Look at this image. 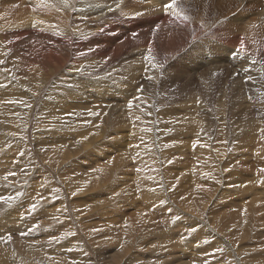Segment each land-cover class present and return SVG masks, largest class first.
<instances>
[{"label":"rangeland","instance_id":"rangeland-1","mask_svg":"<svg viewBox=\"0 0 264 264\" xmlns=\"http://www.w3.org/2000/svg\"><path fill=\"white\" fill-rule=\"evenodd\" d=\"M44 17L45 16H43V17L41 16L37 19L31 18V20L33 19V21H31V22L33 23L35 20L37 22L38 21L41 22V20H43ZM38 19H40V20H38ZM191 20H193V17L191 18ZM36 21H35V23H37ZM21 30L22 29L18 30V32ZM34 42H36V41H34ZM0 43L2 44V42H0ZM16 43L19 45H16ZM24 43H26V40H24V41L20 40L19 42L13 43V47H15L14 45H16L19 48H17V47L13 48L12 54L15 55L14 52H16V50L18 52L21 51L20 53H22L25 57H26L25 54H28V57L31 54V56H30L31 58H29V59L32 60L33 55H32V53L29 54V52L31 50V52H33V54H34V52L36 50V45L32 44L33 46H32V48H30L31 44L29 45V43H26V44H24ZM36 44L38 46L40 45L41 47H42V44H47L50 49H53L54 51H57V52L58 51L61 52L63 50L62 45L57 44L59 46L58 47L59 49H58L55 44L53 45V42L50 39H46V41H44L42 44L39 41H37ZM26 45L27 46L29 45V47H27ZM22 47H24V48H22ZM33 47H35V48H33ZM28 48H30V50ZM14 49H16V50L14 51ZM18 49H20V50H18ZM10 59H11V61L9 59L5 60L4 66L6 65V61L8 60L7 66L10 67V65L12 63L11 67H12V69L13 68L15 69L16 74L14 73V71H11V73L13 75H11L10 71L5 72L4 69L2 68L4 66H1V69L3 70L2 78L3 79H9L10 78L8 83H7L8 88H13L14 90L16 89L17 90V91L15 90L16 92L25 91L26 93L24 92L25 93L24 95L15 94V96H18L17 98H14L13 96H11V98L5 100L4 101L5 110H2V112L0 113V117H1L0 119H2V121L0 120V137H1V139H0V146H1L0 147V154H2V153H3L2 155L6 154V155H4L5 157L7 156L8 159L9 158L12 159V160L6 159L9 162L8 164L9 165L11 164V165L9 167L3 168V170L1 171L0 189L1 188L2 189L0 190V192L2 190L7 191V190H10L12 188L17 187V190L12 189V190H10L11 192L7 191L8 195L0 193V197L2 196L3 199H5V198L14 199V201L16 203L12 204L11 206L15 207V209H17V211H20V212L25 211V214L26 215L29 214L28 216H30V217L34 216V217H32V219H36L37 221H40V223L43 222V223L52 224L51 225L52 226L51 237L53 239H54V237L57 238L59 236V234H61V232L65 231L62 224L57 223L58 222L57 219H58V215L63 214L65 208L66 209L68 208L67 211L70 213L69 216L73 217V218L70 217L71 218L70 224L72 225V227L75 231V235H76V237H78L77 239H78L79 243L81 244V247L78 248L79 250H77V248H75L74 246L69 245V247L71 249L78 251L80 254V255H78V258H73L72 261L81 260L83 262L82 264H86L87 261L89 262V264H104V263L107 264L109 262L111 264L112 263L113 264H134V262H135V264H152V263L154 264L155 262H156L155 264H181V263L182 264H184V263L185 264H196V263L200 264V262H201V264H206L208 262V259L213 257L210 260H214V261L217 260V262L215 263L214 261H211V262L209 261L208 262L209 264H212L213 262L215 264H222V262L225 261V259L227 262L225 261L224 263H226V264H233L234 262H235V264H240V263L241 264H243V263L248 264L247 258L249 257L250 258L249 259L250 264H252L251 263L252 261L254 264L256 262V260H257V262H259L257 264H260V263L263 264L264 263V258H263L264 257V255H263L264 254V248H263L264 247V244H263L264 243V232H262V231H264V229H263L264 227H262V228L260 227V226H264V212H263L264 211V206H263V204H264V171H261V169H264V137L261 136L259 138H252L249 136H244V134H242V132H237L238 131V129H237L238 125L231 124V122L228 120L225 122H222L220 119L218 120L217 112H219V110H218L219 108L217 106L216 99H218V101H219V98H218L219 95H214L212 98H208L206 95L201 94L200 96H197V101H194V103H196L198 101L203 100L205 103V108L203 109V112L205 114L203 113L202 116L200 114L199 115L202 118H204L207 125H208V123L210 124V129H209L210 131L209 132H211V133L209 135L210 137H207V139H208L207 140L206 137L201 136L202 134L200 132L197 133L198 134L197 135L196 133H194V131H190L187 127L182 126V124H178V122H177V119H178L177 115L178 114L176 115L175 113H173V110H175V109L181 110V113H183V111H185V110L190 111V98H189L190 95L188 92H184L181 89L180 85L183 83L181 81L173 82L172 85L169 86V88H168V86L163 85V89H162L163 93H161V96L163 98L164 97L165 98L160 101L161 103L160 102L155 103V101L153 100L152 101V105H153L152 108L153 109H152L151 106L143 105L144 103H142V102H145V99L141 93L142 89H143V86L141 84L142 81L140 80L141 83H139V81L136 83L137 78L135 76H133L134 79H130L132 77L127 73H123V74L117 73V72H120L121 70H123V69H121V70L119 69V66H122L121 65L122 63L121 64L118 63L119 65L112 66L113 68L111 67L108 70L109 72L105 71V72L99 73V68H98L97 76L104 73L103 76L100 75L101 76L100 81L103 84H105L104 82H106L107 84L110 82V85H112V87H113V88L111 87L110 93L107 94L104 97V99H102L100 97V95H98V92H97L98 90L96 88H93L91 85L89 86V84L87 85L86 81L89 80L88 81L89 83H92V84L94 83V85H96V86H97V84H99L101 82H95L96 80H92L91 78L87 79L85 76L80 78V79H77V78L71 77L69 74L63 72L62 69H59V70L57 69V71H56L57 73L55 72V73H53V75H54L53 77H51V78L49 77L52 80H50L49 78L42 79V76L39 75L38 67L35 65H29L28 63L25 64V66H26L25 71H24V73L21 72L22 73L21 74L20 71H18L19 68L17 66L20 64H18L16 62L15 58H10ZM79 60L80 59H78V62L80 63ZM12 61H14V62H12ZM78 62H74L75 63L74 67L76 66V64H77V66H79ZM88 64L91 65L92 63L88 62ZM82 65H87V64L82 63ZM179 65L180 64L178 63L177 65H174V66H176L178 69L181 66V65L180 66ZM28 68L31 70H33V69H35V70L31 71V70H28ZM25 72H27V73H25ZM115 73H117V74L115 75ZM35 74H36V77H35ZM24 75H28V76L24 77ZM32 75H33V77H32ZM6 76H7V78H6ZM37 76H38V78H37ZM55 76L56 77L61 76V77L58 79V77L56 78ZM97 76H94V77H97ZM89 77L94 78L93 76H89ZM162 77H163L162 75L159 76V78H162ZM48 79H49V81H48ZM63 79H64V81L66 80L65 84H64ZM67 79H68V81H67ZM71 79H73V81ZM16 80H17V82H16ZM60 80H61V82H60ZM107 81H109V82H107ZM32 82L34 83V85H35V82H37V85H35L36 87H34L33 89H31L34 86ZM58 82L60 83V85ZM129 82L131 83V85ZM61 83H63V84L61 85ZM66 83H68V84H66ZM70 84L71 85L74 84V87H75V85L76 86H78L79 84L80 85L78 86V88L73 87L75 90L74 91L72 89L73 85L71 86ZM40 85H41V87H38ZM48 85H49V87H48ZM12 86H14V87H12ZM42 87H45V88L42 89ZM114 87H118V88L114 89ZM66 88H67V90H66ZM28 89H30L33 93L35 92L34 95L36 93L41 92V95L39 96V98H43L42 100H44V103L46 104V106L50 105L52 108V104H53V106L57 104L54 108H52V109H55L54 110V114H55L54 117L55 118H52L54 120H50L49 117L47 116V114H49L48 113L49 111L48 110L41 111L40 110L41 103L39 102L40 104L38 106L36 105L33 108V114H32L31 120L27 121L28 126L27 125H25V126L24 125L23 126L18 125L19 128L17 130L16 126H13V125L7 123L5 120H3V118L7 114L6 110H8L10 108V103L13 100H14L13 102L17 101V103L25 102L26 107L28 108V104L31 102V98L27 95V91H29ZM52 89H54V90H52ZM63 89H64V91H63ZM95 89H96V91H95ZM170 89H172V90H170ZM84 90H85V92H84ZM70 91H71V93H70ZM77 91L78 92L80 91L81 93L80 92L76 93ZM73 92L76 95V97H78L77 99H76L75 95L72 94ZM95 94H97V95H95ZM156 94H157V92H156ZM156 94L155 93L152 94L153 99L155 98ZM69 95H70V97H69ZM93 95H95V96H93ZM203 96H205V97H203ZM4 97H6V95ZM59 98L60 99L63 98V100L62 99L60 100ZM82 98L85 101L84 100L82 101ZM112 99H114V100H112ZM140 99H141V101H140ZM58 100H60V103L58 102ZM54 101H55V103H54ZM83 102H85V103H83ZM90 102L93 104H96V105H93ZM129 102H130V104H129ZM138 102L140 105L138 104ZM63 103H65V104H63ZM86 103H88V104H86ZM141 103H142V105H141ZM79 104H81V105H79ZM89 104H91L92 106H90ZM99 104H101V106ZM160 104L163 108L159 107ZM178 104H180V106H181L180 108H178V106H179ZM73 105H78V106L74 107ZM83 106H86V108ZM168 106H169V108H167ZM88 107L90 109H93V108L94 109L89 111V109H87ZM214 107H216L218 109H214ZM143 108L144 109L146 108L148 110L152 109L151 112L149 111L150 117H149V115L147 117L145 116ZM155 108L157 109V112H155L156 111ZM140 109H142V110H140ZM168 109H171V113H167ZM74 110H75V112H74ZM94 110H96V111H94ZM160 110H161V112H160ZM3 111H4V113H3ZM86 111H88V112L86 113ZM38 112L40 114H38ZM91 112H92V115L90 114ZM131 112L133 115H131ZM136 112L138 115L136 114ZM152 112H153V114H152ZM18 113H20V112H18ZM1 114H3V115H1ZM45 114H46V117H45ZM139 114H144L145 117L143 116V119H142V116ZM168 114H169V117H168ZM72 115H75V116H72ZM159 115H161V116H159ZM134 116H135V118H134ZM227 116H228V118L239 119V117H237L235 115L233 117L229 113L227 114ZM165 117H167V118H165ZM39 118H42V119L40 120ZM62 118H64V119H62ZM76 118H78V119H76ZM65 119H67V120L65 121ZM136 119H138V120H136ZM42 120L44 122H42ZM78 120L81 121L82 124ZM142 120H144V121H142ZM160 120H161V122H160ZM175 120H176V122H174ZM68 121H70L69 122L70 124L68 123ZM131 121H132V123H130ZM64 122H65V124H64ZM98 122H99V125L97 124ZM152 122H155V123H152ZM119 124H120V126H119ZM164 124H166V125H164ZM215 124H217V125H215ZM30 125H31V127H30ZM36 125L40 128H38ZM64 125H66L67 127L69 126V127L67 128ZM72 125H74L75 127H73ZM9 126H12V128L10 130H8ZM47 126L48 127L51 126V127L46 128ZM90 126H91L90 131H87L88 128H90ZM174 126H176L177 128ZM222 126H224V127L222 128ZM78 127L80 128L79 131L77 130ZM97 127H99V128H97ZM100 127H101V129H100ZM103 127L105 130L103 129ZM116 127L117 128L119 127L118 128L119 130ZM131 127H134V128H131ZM137 127H139V128H137ZM58 128L59 129H65V131H67V133L64 131L63 132L64 136H63V134L59 135L58 133H60V131L62 132L63 130H59ZM72 128L77 132L75 133V131L72 130ZM114 128H116V129H114ZM230 128H232V130ZM34 129H36V130H34ZM40 129H41V131H40ZM46 129H47V131H46ZM49 129H50V131H53V132L51 133L49 131ZM55 129H57V130H55ZM95 129L96 130L98 129L99 131L98 130L96 131ZM260 129L264 131V127H261ZM58 130H59V132H58ZM116 130L119 132H116ZM222 130L225 132H223ZM36 131H37V133H36ZM55 131H56V133L58 132L57 134L60 137L55 133ZM72 131H74V132H72ZM219 131H221V132H219ZM7 132L9 134V136H8ZM78 132H80V133L78 134ZM90 133L91 134L94 133V134L90 136ZM220 133H224L223 136H222V134L219 135ZM75 134H77L79 137H76L77 135H75ZM87 134L90 137L87 138V136H88ZM42 135L43 136L45 135L44 139H43ZM83 135H85V137H86V139L84 140L85 141L84 143L87 146H85V147H83L84 143L81 142V141H83L82 140ZM121 135H122V137H121ZM215 135L218 138H214V137H216ZM263 135H264V133H263ZM33 136H35L36 140L37 139L38 140L36 141ZM65 136H67V137H65ZM113 136H115L116 139ZM136 136H138V137L136 138ZM226 136H228V137H226ZM13 137H15V138H13ZM38 137L40 138V140ZM91 137H92V141H95V142L91 141ZM225 137L228 139H226ZM45 138H46V140H45ZM61 138H62V140H61ZM99 138H101V139H99ZM224 138H225V140H224ZM30 139L32 140V142ZM66 139H68V142ZM98 139H99V141H97ZM230 139H233V140H230ZM23 140H25V141H23ZM33 140H34V143H33ZM86 140L87 141L90 140L89 143L92 142L91 145L86 144V142H87ZM226 140H228V141H226ZM7 141H8V143H7ZM64 141H66L67 143H65ZM70 141L73 142L75 145L77 144L76 146H78V143L80 141L82 143V145L79 143L80 148H79V146L77 148L74 144L70 143ZM244 141H246V142H244ZM36 142H38V144ZM56 143H57V145H56ZM25 144L27 146H24ZM45 144H49V145H46L47 148L44 147ZM60 144H63L64 147H63V145H60ZM67 144H68V147H67ZM11 145H12V147H11ZM28 145H31L30 146L31 148ZM34 145L38 148H36ZM39 145H41L42 147ZM72 145H74L77 149H75V147L73 148ZM88 145H89V148H88ZM50 148H53V150ZM56 148L59 150L62 148L59 152V154H61L62 158L59 154H57L59 150H57ZM43 149L45 152H47L48 150L49 151L47 153H45V152L41 151ZM8 150H10L11 153L10 152L7 153ZM54 150H55L56 155H54V152H53ZM35 153H37L38 156ZM48 153L51 154V156L48 155ZM62 154L64 155V158H67V159H65L66 161L63 160L64 158H63ZM66 154H68V155H66ZM222 154H223V156H222ZM25 155H26V157H25ZM65 155H66V157H65ZM21 156L24 157V160H23V157H21ZM53 156L55 158L52 159ZM27 157H28V159H27ZM44 157H46L47 159ZM59 160H60V162H59ZM26 161H28V164ZM31 161H32V163H31ZM44 162L46 164H43ZM109 163L112 165H110ZM18 165H19V169H21V170H17ZM45 165L47 166V168ZM115 165H116V167H115ZM53 166L55 167L56 171H54ZM28 167L31 168V170H28ZM76 167H77V169H76ZM10 168H12V170H9ZM48 168H49V170H48ZM105 168H107V169H105ZM113 168H114V173L116 174V175L114 174V176H113V174H110V173H113V171H112ZM117 168L119 169L118 172H117V170L115 171V169H117ZM101 170H103V172ZM120 170H121V172H120ZM6 171H8V173H10V174H8ZM16 171H19L20 174L25 173V175L22 174L24 180L22 179L18 183L19 186L17 184H14V185L11 184L13 182H11L9 179L11 176L17 177ZM28 171H31V172L29 173ZM37 172H39V173H37ZM3 173L6 175H4ZM107 173H109L111 175L110 178H107ZM5 176H7L6 179H5ZM39 176H40V178L42 177V179H39ZM13 177H11V178H13ZM84 177H85V179H84ZM103 177H104V179H103ZM79 179H83V182L79 183L78 182ZM2 180H3V182H2ZM6 180L8 181V183L11 182L9 184L6 183L9 187L4 186V185H6L5 184ZM95 180H98V181H95ZM48 181L50 183H48ZM93 181L95 182L94 184H97V183H100V184L94 185L92 183ZM45 182H46V184L44 185ZM55 183H56V185H55ZM70 183L73 184V186L76 188L72 187V185ZM48 184L50 186H48ZM15 185H16V187H15ZM68 185H70L71 187H69ZM4 187H5V189H4ZM93 187H95V188H93ZM96 187H98V188H96ZM51 188L54 192H52V190H50ZM68 188H70V189L68 190ZM64 189H66V190H64ZM123 189H124V191H123ZM81 190H83L84 192ZM62 191H63V194L61 193ZM92 191L93 192L96 191L95 193L97 195H95V193H93ZM46 192H47V194L45 195L44 193H46ZM48 192H50V193H48ZM124 192H125V194H124ZM19 193H21V194L19 195ZM58 194H60V195L58 196ZM6 195H7V197H5ZM15 195H17V196H15ZM209 195H211V197H208ZM52 196H53V198H52ZM54 196H58L59 198L58 197L56 198ZM64 196H67L69 198V200L67 202H65L66 200H65ZM78 196H80V197H78ZM206 196L209 199H207ZM103 197H105L107 199V201L109 199L110 200L107 202L106 199ZM120 198H122V199H120ZM102 199H104L106 202ZM192 199H194V200H192ZM202 199H203V201H202ZM258 199H259V201H258ZM51 200H52V202H51ZM206 200L207 201L210 200L208 202L210 204L206 205L207 204ZM58 201L59 202L61 201V202L59 203ZM100 202L104 203V204H100ZM109 202H110V205L108 204ZM203 202H205L206 204ZM28 203L30 205H28ZM31 203H32V205H31ZM81 203H82V206L80 205ZM89 203H93V204L90 205ZM105 203H107L108 207H106ZM257 203L260 204V206H262V208L259 206V208H260L259 209ZM57 204H58V206H57ZM194 205H195V207H194ZM44 206H46L47 209ZM90 206L94 209H92ZM102 206L104 208H102ZM187 206H188V208H187ZM24 208H25V210H24ZM54 208L55 209L58 208L59 210H55ZM60 208H62V209L60 210ZM31 209L33 211H35L36 209H38V210L41 209V210L40 211L36 210L38 212H34V214H33ZM44 209L47 211H45ZM202 209L207 214H205V213L201 214V212H203V211H201ZM258 209L261 210L262 212H259ZM49 210H52V211L49 212ZM187 210H188V212L189 211H192V212L188 213ZM193 211H194V214H193ZM198 211H199V215H198ZM255 211H258L257 212L258 214ZM39 212H40V214L37 215ZM136 212L138 215L136 214ZM195 212L197 213L198 216L195 214ZM228 212H230L231 214H229ZM249 212H250V214L248 215ZM49 213L52 214L54 216V218ZM75 213H77V214H75ZM252 213L254 216L251 215ZM25 214H23V215H25ZM41 215H42V217H41ZM104 215H105V217H104ZM200 215H203V216H200ZM55 216L57 217L56 219H55ZM135 216H136V218H135ZM259 216L263 220L262 219L259 220L260 219V218H258ZM143 217H144V219H143ZM214 217H215V219H214ZM105 218L108 221H106ZM228 218H230V219H228ZM140 219H141V221H140ZM248 219L252 220L254 223H252V221L251 222L248 221ZM255 219H257V222L259 225L260 224H262V225H260V226L258 225L259 226L258 227L256 225L257 223H256ZM142 220H145V222ZM216 220H218V221H216ZM258 220L261 222L259 223ZM219 221H220V224L222 227V229H220V230L223 231V229H224V232L219 230V228H220V227H218V226H220ZM210 222H211V224H210ZM231 222H233V223H231ZM240 222L242 225L240 224ZM93 223L94 224L97 223L96 224L97 228L95 227V225ZM217 224H218V226H217ZM227 224H228V226H226ZM234 224H236V225L234 226ZM237 224H239L240 227H238ZM246 224H247V226H245ZM63 225H64V227H67V223H64ZM145 225H147V226H145ZM215 225L217 227H215ZM229 225H230V227H229ZM100 226L102 227V229ZM231 226H232V228H231ZM241 226H242L243 230H242ZM243 226H245L246 228ZM248 226H249V228L251 227L250 228L251 231L248 228V230L250 232L247 230ZM162 227H164V228H162ZM106 228L107 229L109 228V230L112 229L111 232L108 230L109 232L107 233V231H105ZM228 228L230 230L229 232H228ZM240 228L242 231H240ZM98 229H100V230H98ZM232 229L235 231V233H236L237 229L241 232V234L238 233L239 231L237 232L240 236L242 235L240 240H239V235L233 233ZM254 229L255 230L261 229V231L255 232ZM245 231L247 234L242 233ZM206 232H208V233H206ZM221 232L223 233V236H221L222 235ZM110 233L113 234V237L111 236ZM105 234H107V235H105ZM224 234H225L226 238H225ZM244 234H245V236H244ZM103 235L106 236V237L104 236L105 239L104 238L100 239V237H102ZM229 235H230V237H229ZM252 236H254V237L252 238ZM67 237H68V235H67ZM110 237H112V238H110ZM243 238L245 239L244 241H243ZM222 239H223V241H222ZM106 240H107V243H106ZM234 240H236V241L234 242ZM241 240L243 243L245 242L244 245H245L246 249L241 246V245H243ZM85 241H87L89 244ZM153 241L154 242L156 241V242L154 243ZM225 241H227L230 244L236 243L237 246H236V244L234 246L236 248L241 247L242 250L236 249L235 247H233V245H232V247H230L231 245ZM119 242H122V244H125V245L121 246V244ZM54 243H56V246L62 247L64 252L67 250L66 247L61 246L62 245L61 242L58 243L56 241ZM204 243H209V244L204 245ZM216 243L218 245H216ZM118 244H120V248H122V249L119 248ZM202 244H203V246H201ZM214 244L216 245V247L214 246ZM219 244H221L222 246ZM117 245H118V247H116ZM127 245H128V248H126ZM174 245H177V246H174ZM247 245H249V246H247ZM103 246H105V247L103 248ZM137 246H139V247H137ZM149 246H150V249H149ZM171 247H173V248H171ZM202 247H203V249H202ZM207 247H209V248L207 249ZM255 247H257V248H255ZM107 248L109 249L108 252H106ZM115 248L118 250L116 251ZM123 248L125 250H128V251H125ZM215 248H216V250H215ZM217 248L219 250L220 249L221 250L219 251ZM253 248H255V249H253ZM71 249L69 250V253H70ZM119 249H120V251H119ZM226 249H227V252L229 251V254L226 252L227 255L224 252V251H226ZM233 249H236L239 252L236 250H233ZM100 250H102V251H100ZM103 250L108 254H106ZM123 250H124V252H123ZM150 250L153 252H151ZM212 250H214V251L212 252ZM204 251H206V252L208 251V252L206 253ZM222 251L224 252V254L222 253ZM245 251H247V252L249 251V253H248L249 255L247 254V252L244 253ZM250 251L253 252V254L250 253ZM120 252H121V254H120ZM127 252H128V254H127ZM173 252H174V255L175 256L177 255L178 257L177 256L173 257V254H172ZM233 252H235L236 255ZM69 253H68V256H69ZM112 253H113V255H110ZM211 253L212 254L216 253V255L214 256ZM237 253H238V255L239 254L242 255L243 262L239 261L241 258L239 257L240 255L239 256L237 255ZM200 254H202V255H200ZM218 254H220V255H218ZM243 254L247 258H243V257H245ZM68 256L65 258L64 263H65V261L69 260ZM122 256H124L123 259H121ZM171 256H172V258H171ZM199 256L201 259L196 258V257L199 258ZM224 256H227L228 258H226ZM258 256H261V257H258ZM9 257H11V258H8V261H7L8 264H20V262L13 259L14 258L13 256H9ZM119 257H120V259H118ZM19 258L23 259L24 256H22V254H21L19 256ZM169 258H171V259H169ZM238 258H240V259L238 260ZM260 258H261V260H260ZM112 259H114V260H112ZM115 259L117 261H115ZM181 259H183V260H181ZM202 259H204V260H202ZM233 259H235V260H233ZM244 259H247V262H245ZM253 259H255V262ZM99 260H102V261H99ZM140 260H141V262H140ZM160 260L162 261L161 263L159 262ZM175 260H177V261H175ZM199 260H201V261H199ZM118 261H121V262H118ZM138 261L140 263H136ZM203 261H204V263H203ZM231 261H232V263H231Z\"/></svg>","mask_w":264,"mask_h":264},{"label":"bare ground","instance_id":"bare-ground-1","mask_svg":"<svg viewBox=\"0 0 264 264\" xmlns=\"http://www.w3.org/2000/svg\"><path fill=\"white\" fill-rule=\"evenodd\" d=\"M170 2H171V0H0V42H2V44L0 43V113L2 112V110H5V103H4L5 100L11 98V96H13L14 98H17L18 96H15V94H17V95H24L26 93L25 91H23V92L22 91L16 92L17 91L16 89H15L16 90L15 91L13 88H8L7 83H8V81H9L10 78L9 79H3L2 78V76H3V73H2L3 70L1 69V66H4V62H5L6 59H9L11 61L10 58H15L16 62L18 64H20V65H17L18 68H19V69L18 68L17 69H18V71H20V73L21 72L24 73L25 68H26V66H25L26 63H28L29 65H35V66H37L38 67V70H39V75L42 76V79H47L49 77L51 78V77L54 76L53 73H55L57 71V69L58 70L59 69H62L63 72L69 74L71 77L80 79V78H82V77L85 76L87 79L88 78L89 79L91 78L92 80H96L95 82H101L100 81V78H101L100 75L103 76V74H104L103 73V74H100V75L97 76V70H98V68H99V73L105 72V71L109 72L108 70L112 66L119 65V64L122 63L121 64L122 66H119V69L120 70L123 69V70H121L120 72H117V71L116 72L117 73H121V74L127 73V74H129L132 77L130 79H134L133 76H135L137 78L136 83L138 81H139V83H141L140 80L142 81L141 84L143 86V89H142V92L141 93H142V95H143V97L145 99V102H142V103H144L143 105H149V106H151V108L153 106L152 105V101L153 100L155 101V103H157V102H160L161 100H163L165 98V97L163 98L161 96V93H163L162 92L163 85H166L169 88V86H171L173 82H176V81L183 82L180 85V87H181V89L184 92H188L189 95H190L189 96V98H190V111L189 110L188 111L187 110H185V111L182 110L183 113H181V110L175 109V110H173V113H175L176 115L178 114L177 115V117H178V119H177L178 124H182V126L187 127L190 131H194V133H196V134L200 132L202 134L201 136L202 137H206V139H207V137H210L209 136L210 133H211V132H209L210 131L209 130L210 129V124L208 123V125H207V123L205 122L204 118L201 117L202 114L204 113L203 112V109L205 108V103H204L203 100L198 101L196 103H194V101H197V96H200L201 94L206 95L208 98H212L214 95H219V97H218L219 98V101H218V99H216L217 106H218L219 109L216 108V107H214V109H218L219 110V112H217V114H218V116H217L218 117V120L220 119L222 122H225V121L228 120V121L231 122V124L238 125V127H237L238 131L237 132H242V134H244V136H249V137H252V138H259L261 136L264 137V135H263L264 131L260 129L261 127H264V5L262 4L261 0H176L174 10L173 9L166 8V5L168 3H170ZM41 16L42 17L45 16L44 19L41 20V22L40 21L37 22L36 20L35 21L37 23H35V21L33 23L31 22V21H33V19L31 20V18H34V19L36 18L37 19V18H39ZM192 17H193V20H191ZM38 20H40V19H38ZM20 29H22V30L18 32V30H20ZM46 39H50L53 42V45L55 44L57 48L59 47L57 44L62 45L63 50L61 52H59V51L57 52V51H54L53 49H50L47 44H42L44 41H46ZM20 40H23V41L26 40V43H29V45L31 44V47L30 48H32V46H33L32 44H35L36 45V50H35L34 54H33V52H31L30 48H28L30 50L29 54L32 53V55H33V57H32L33 59L32 60L29 59V58H31L30 57L31 54L28 57V54H25L24 53L26 55V57H25L22 53H20L21 51L18 52L16 49H14V51L16 50V52H14L15 55L12 54V49L13 48H16V47L19 48L18 46H16V45H19V44L16 43V45H14L15 47H13V43L19 42ZM34 41H36V42L39 41L42 44V47L40 45L38 46L36 44V42H34ZM26 43H24V44H26ZM29 45L28 46L26 45V46L29 47ZM22 48H24V47H22ZM33 48H35V47H33ZM18 50H20V49H18ZM78 59H80L79 60L80 63L78 62ZM7 62H8V60L6 61V65L4 67H2L4 69V71L5 72L10 71V73H11V71H14V73H15V69L14 68L12 69V67H11L12 66V63L10 65V67H9V66H7ZM12 62H14V61H12ZM74 62H78L79 63V66H77V64H76L77 67L76 66L74 67V65H75ZM88 62H91L92 64L89 65ZM82 63L83 64H87V65H82ZM178 63L181 66L179 65L180 68L177 69V67L174 66V65H177ZM28 70H31V69L28 68ZM33 70H35V69H33ZM33 70H31V71H33ZM25 73H27V72H25ZM117 73H115V75ZM11 75H13V74L11 73ZM160 75H162L163 77L162 78H159ZM7 76H6V78H7ZM25 76H28V75H24V77ZM89 76H93V77L94 76H97V77L92 78V77H89ZM32 77H33V75H32ZM35 77H36V74H35ZM60 77L61 76H59L58 79ZM37 78H38V76H37ZM49 79H48V81H49ZM17 80H16V82H17ZM50 80H52V79H50ZM71 80L73 81V79H71ZM63 81H64V79H63ZM65 81H64V84H65ZM67 81H68V79H67ZM88 81H86L87 85L89 84V86L91 85L93 88H96L98 90L97 91L98 92V95H100V97L102 99H104V97L107 94H109L110 91H111L112 85H110V82L109 81H107V82H109L108 84L106 82H104L105 84H103L101 82V83L97 84V86L94 85V83L93 84L92 83H89ZM60 82H61V80H60ZM62 84L63 83H61V85ZM66 84H68V83H66ZM33 85H34V83H33ZM35 85H37V82H35ZM35 85L31 89H33L34 87H36ZM59 85H60V83H59ZM72 85H71L72 86V89L74 90V88H78V86L80 84L78 86L75 85V87H74V84H72ZM130 85H131V83H130ZM12 87H14V86H12ZM38 87H41V85L38 86ZM48 87H49V85H48ZM43 88H45V87H42V89ZM115 88H118V87H114V89ZM96 89H95V91H96ZM28 90L29 91H27V95L31 98V102L30 103L28 102L29 103L28 104V108L26 107L25 102L17 103V101L16 102H13L14 101L13 100L10 103V108L8 110H6L7 114L3 118V120H5L7 123H9V124H11L13 126H16V129L17 130L19 128L18 125H20V126L27 125V121L28 120H31V118H32L33 108L36 105L38 106L40 103H41L40 110L41 111L48 110L49 111L48 112L49 114H47V113L46 114H47V116L49 117L50 120H54L52 118H55L54 117L55 116V114H54V110L55 109H52V108H54L57 104L54 105V106L52 104V108H51L50 105H47L46 106V104L44 103V100H42L43 98H39V96L41 95V92L36 93L34 95L35 92L33 93L30 89H28ZM52 90H54V89H52ZM66 90H67V88H66ZM170 90H172V89H170ZM63 91H64V89H63ZM79 92L77 91L76 93H79ZM84 92H85V90H84ZM156 92H157V94H156ZM70 93H71V91H70ZM153 93L156 94V96H155L154 99L152 98V94ZM72 94L75 95L74 92ZM5 95H6V97H4ZM95 95H97V94H95ZM95 95H93V96H95ZM69 97H70V95H69ZM75 97H76V95H75ZM203 97H205V96H203ZM77 98L78 97H76V99ZM83 98H82V101L84 100ZM61 99L63 100V98H61ZM60 100H58L59 103H60ZM112 100H114V99H112ZM140 101H141V99H140ZM54 103H55V101H54ZM83 103H85V102H83ZM142 103H141V105H142ZM63 104H65V103H63ZM86 104H88V103H86ZM91 104H93V103H91ZM91 104H89V105L92 106ZM129 104H130V102H129ZM138 104H139V102H138ZM79 105H81V104H79ZM93 105H96V104H93ZM99 105L101 106V104H99ZM178 105H179L178 108H180L181 107L180 104H178ZM73 106L74 107H77L78 105H73ZM83 107L86 108V106H83ZM89 107L87 108V109H89V111H91V110L94 109L93 107H92L93 109H90ZM159 107H162L161 104H160ZM167 108H169V106ZM152 109H149L148 110L146 108L145 109L143 108L144 114H145L146 117L149 115V111L151 112ZM140 110H142V109H140ZM94 111H96V110H94ZM18 112H20V113H18ZM74 112H75V110H74ZM87 112L88 111H86V113ZM92 112L90 113L91 115H92ZM155 112H157V109H156ZM160 112H161V110H160ZM3 113H4V111H3ZM167 113H171V109H168L167 110ZM228 113L231 114L233 117H234V115L237 116V117H239V119L228 118V116H227ZM38 114H40V113L38 112ZM46 114H45V117H46ZM136 114H137V112H136ZM144 114H139V115L142 116V119H143ZM152 114H153V112H152ZM1 115H3V114H1ZM131 115H133L132 112H131ZM72 116H75V115H72ZM159 116H161V115H159ZM149 117H150V115H149ZM168 117H169V114H168ZM134 118H135V116H134ZM165 118H167V117H165ZM39 119L41 120L42 118H39ZM62 119H64V118H62ZM76 119H78V118H76ZM0 120L2 121V119H0ZM66 120L67 119H65V121ZM136 120H138V119H136ZM161 120H160V122H161ZM142 121H144V120H142ZM42 122H44V121L42 120ZM69 122L70 121H68V123ZM79 122L81 123V121H79ZM174 122H176V120ZM130 123H132V121ZM152 123H155V122H152ZM64 124H65V122H64ZM97 124L99 125V122ZM164 125H166V124H164ZM215 125H217V124H215ZM64 126H66V125H64ZM72 126L75 127L74 125H72ZM119 126H120V124H119ZM30 127H31V125H30ZM50 127L47 126L46 128H50ZM174 127H176V126H174ZM223 127L224 126H222V128ZM11 128H12V126H9L8 127V130H10ZM38 128H40V127H38ZM97 128H99V127H97ZM116 128H114V129H116ZM131 128H134V127H131ZM137 128H139V127H137ZM79 129L80 128L78 127L77 130L79 131ZM90 129H91V126H90V128H88L87 131H90ZM100 129H101V127H100ZM103 129H104V127H103ZM230 129L232 130V128H230ZM34 130H36V129H34ZM55 130H57V129H55ZM59 130H63V131L62 132L60 131V133H58ZM59 130L57 132L59 135L60 134H63V132L65 131V129H59ZM72 130H74V129L72 128ZM40 131H41V129H40ZM46 131H47V129H46ZM49 131H50V129H49ZM74 131H72V132H74ZM50 132L52 133L53 131H50ZM65 132L67 133V131H65ZM76 132L77 131H75V133ZM116 132H119V131L116 130ZM219 132H221V131H219ZM223 132H225V131H223ZM36 133H37V131H36ZM55 133H56V131H55ZM79 133L80 132H78V134ZM7 134H8V132H7ZM93 134L90 133V136L93 135ZM221 134L223 136L224 133H220L219 135H221ZM75 135H77V134H75ZM8 136H9V134H8ZM44 136H43V139H44ZM63 136H64V134H63ZM90 136L88 135L87 138L90 137ZM33 137L35 138V136H33ZM65 137H67V136H65ZM76 137H79V136L77 135ZM83 137H82V140L83 141H81V142L84 143L85 142L84 140L86 139V137H85V135H83ZM113 137H115V136H113ZM121 137H122V135H121ZM137 137L138 136H136V138ZM226 137H228V136H226ZM13 138H15V137H13ZM214 138H218V137L216 136ZM225 138H224V140H225ZM0 139H1V137H0ZM99 139H101V138H99ZM99 139L97 141H99ZM115 139H116V137H115ZM226 139H228V138H226ZM35 140H36V138H35ZM39 140H40V138H39ZM45 140H46V138H45ZM61 140H62V138H61ZM66 140L68 142V139H66ZM230 140H233V139H230ZM23 141H25V140H23ZM89 141L90 140H88L86 142V144L91 145L92 142H95V141H92V137H91V141L92 142L89 143ZM226 141H228V140H226ZM31 142H32V140H31ZM64 142L67 143L66 141H64ZM81 142L79 141V143L82 145ZM244 142H246V141H244ZM7 143H8V141H7ZM33 143H34V140H33ZM36 143L38 144V142H36ZM70 143L74 144L71 141H70ZM79 143H78V146L80 145ZM31 145H28V146L30 147ZM46 145H49V144H45L44 147H46ZM56 145H57V143H56ZM60 145H63V144H60ZM74 145H72L73 148L77 144L75 146ZM89 145H88V148H89ZM24 146H27V145L25 144ZM39 146H41V145H39ZM78 146H76V147L78 148ZM85 146H87V145H85V143H84V146L83 147H85ZM11 147H12V145H11ZM63 147H64V145H63ZM67 147H68V144H67ZM76 147H75V149H77ZM36 148H38V147H36ZM79 148H80V146H79ZM50 149L53 150V148H50ZM55 150L53 151L54 152V155H56ZM57 150H59V149H57ZM60 150L58 151L57 154H59ZM41 151L45 152L44 149L41 150ZM8 152H10V150H8L7 153ZM47 152H45V153H47ZM2 154H0V175H1V171L3 170V168L9 167L11 165V164L10 165L8 164L9 163L8 160L11 159V158L8 159L7 156H6L7 158L4 156L6 154H4V155H2ZM35 154L37 155V153H35ZM48 155L51 156V154H49V153H48ZM59 155L61 156V154H59ZM66 155H68V154H66ZM66 155H65V157H66ZM222 156H223V154H222ZM21 157H23V156H21ZM25 157H26V155H25ZM44 158H46V157H44ZM53 158H55V157L53 156L52 159ZM61 158H62V156H61ZM63 158H64V155H63ZM6 159H8V160H6ZM27 159H28V157H27ZM65 159H67V158H64L63 160H65ZM23 160H24V157H23ZM28 161H26L27 164H28ZM59 162H60V160H59ZM31 163H32V161H31ZM43 164H46V163L44 162ZM110 165H112V164H110ZM17 167H18L17 170H21V169H19V165ZM29 167H28V170H31V168H29ZM115 167H116V165H115ZM46 168H47V166H46ZM49 168H48V170H49ZM107 168H105V169H107ZM114 168L112 170L113 173H110V174H113V176L115 174L114 173ZM53 169H54V171H56L55 167ZM76 169H77V167H76ZM9 170H12V168H10ZM116 170L118 172L119 169L117 168V169H115V171ZM121 170H120V172H121ZM101 171L103 172V170H101ZM6 172L8 173V171H6ZM16 172H17V177L18 178L16 176L15 177L11 176L13 178H11V177L9 178L8 177L10 179V181L13 182V183H11V182H9V183H11L13 185L14 184H17L18 185V183L23 179L22 174L25 175V173H21L20 174L19 171H16ZM28 172L30 173L31 171H28ZM39 172H37V173H39ZM8 174H10V173H8ZM108 174L109 173H107V178H110L111 175L109 174L110 175L109 176ZM4 175H6V174H4ZM6 177L7 176H5V179H6ZM39 179H42V177L40 178V176H39ZM84 179H85V177H84ZM103 179H104V177H103ZM3 180H2V182H3ZM7 180L5 181V184L8 183ZM95 181H98V180H95ZM78 182L79 183H82L83 182V179H79ZM48 183H50V182L48 181ZM92 183L94 184L95 182L93 181ZM45 184H46V182L44 183V185ZM99 184L100 183H97V184H94V185H99ZM55 185H56V183H55ZM71 185H72V187H74L73 184H71ZM4 186H8V185L6 184ZM48 186H50V185L48 184ZM68 186L71 187L70 185H68ZM15 187H16V185H15ZM74 188H76V187H74ZM93 188H95V187H93ZM96 188H98V187H96ZM4 189H5V187H4ZM12 189L17 190V187L16 188H12ZM12 189H10V190H12ZM69 189L70 188H68V190ZM10 190H7V191H10ZM50 190H52V188ZM64 190H66V189H64ZM7 191L2 190L0 193L7 194ZM81 191H83V190H81ZM123 191H124V189H123ZM52 192H54V191L52 190ZM95 192H93V193H95ZM48 193H50V192H48ZM61 193L63 194V191ZM20 194L21 193H19V195ZM44 194L46 195L47 192L44 193ZM124 194H125V192H124ZM7 195L5 197H7ZM59 195L60 194H58V196ZM95 195H97V194L95 193ZM15 196H17V195H15ZM58 196H54V197L57 198ZM78 197H80V196H78ZM208 197H211V195H209ZM208 197H207V199H209ZM52 198H53V196H52ZM64 198L66 200L65 202H67L69 200V198L67 196H64ZM103 198H105V197H103ZM120 199H122V198H120ZM203 199H202V201H203ZM102 200H104V199H102ZM192 200H194V199H192ZM106 201H107V199H106ZM209 201H207V204L205 202H203V203H205L206 205H208V204H210V203H208ZM258 201H259V199H258ZM51 202H52V200H51ZM14 203H16L14 201V199H10V198L0 199V264H8L7 263L8 258H11L9 256H13L14 257L13 259L14 260H17L18 262H20V264H82L83 263L81 260H79V261H75V260L72 261L73 258H78V255H80V254H79L78 251H76L74 249H71L69 247V245H72L75 248H77V250H79L78 248L81 247V244L79 243V241L77 239L78 237H76L75 231H74L72 225L70 224V219L73 218V217L69 216L70 213L67 211L68 208L67 209L65 208L64 212L62 211L63 214H59L58 215V219H57L58 220L57 223H61L65 231L64 232H61V234H59V236L57 238H55L53 236L54 239H55L54 240L51 237V229H52V226L51 225L52 224H50V223H43V222L40 223V221H37L36 219H32V217H34V216H31L30 217V216H28L29 214L26 215L25 214V211L24 212L17 211V209H15V207H12L11 206ZM89 204L92 205L93 203H89ZM100 204H104V203H101L100 202ZM105 204H106V207H108L107 203H105ZM108 204L110 205V202ZM28 205H30V204L28 203ZM31 205H32V203H31ZM80 205L82 206V203ZM257 205H258V208H259L260 204L257 203ZM57 206H58V204H57ZM263 206H264V204H263ZM44 207L46 208V206H44ZM194 207H195V205H194ZM260 207L262 208V206H260ZM102 208H104V207L102 206ZM187 208H188V206H187ZM32 209H31V211L33 212V214H34V212H38V211L41 210V209L40 210L36 209L38 211H36V210L33 211ZM61 209L62 208H60V210ZM92 209H94V208H92ZM259 209H258V211L259 212H262ZM24 210H25V208H24ZM55 210H59V209L56 208ZM45 211H47V210H45ZM50 211H52V210H49V212ZM201 211H203V209ZM258 211H255V212L257 213ZM187 212H188V210H187ZM189 212H192V211H189ZM202 213H205V212L203 211V212H201V214ZM228 213L231 214L230 212H228ZM23 214H25V215H23ZM39 214H40V212L37 215H39ZM75 214H77V213H75ZM136 214H137V212H136ZM193 214H194V211H193ZM195 214L197 215L196 212H195ZM205 214H207V213H205ZM249 214H250V212L248 213V215ZM50 215H52V214H50ZM198 215H199V211H198ZM251 215H253V213ZM200 216H203V215H200ZM41 217H42V215H41ZM104 217H105V215H104ZM53 218H54V216H53ZM56 218L57 217L55 216V219ZM106 218H105V220H106ZM135 218H136V216H135ZM258 218H260V216ZM143 219H144V217H143ZM214 219H215V217H214ZM228 219H230V218H228ZM261 219L262 218H260L259 220H261ZM255 220H256V223H257L256 225L258 226L259 224L257 222V219H255ZM106 221H108V220H106ZM140 221H141V219H140ZM142 221L145 222V220H142ZM216 221H218V220H216ZM248 221L251 222L252 220H249L248 219ZM260 222L261 221H259V223ZM64 223H67V227H64V225H63ZM231 223H233V222H231ZM252 223H254V222L252 221ZM96 224H94L95 227H96ZM210 224H211V222H210ZM240 224H241V222H240ZM219 225L220 226H218V224H217V226L220 227L219 228V230H220V229H222L221 224H220V221H219ZM235 225L236 224H234V226ZM237 225H238V227H240L239 224H237ZM260 225H262V224H260ZM145 226H147V225H145ZM217 226L215 225V227H217ZM226 226H228V224ZM245 226H247V224ZM245 226H243V227H245ZM229 227H230V225H229ZM260 227L262 228L264 226H260ZM162 228H164V227H162ZM231 228H232V226H231ZM241 228H242V226H241ZM241 228H240V231L243 230V228H242V230H241ZM248 228H249V226L247 227V230H248ZM250 228H249V230H250ZM101 229H102V227H101ZM98 230H100V229H98ZM108 230H109V228L108 229L106 228L105 231H107V233H108L109 231L111 232L112 229L109 230V231ZM220 231H222V230H220ZM229 231L230 230L228 228V232ZM238 231L239 230L237 229V231L235 233V231L233 230V233H235L237 235L241 234V232L240 231L238 232ZM256 231H261V229L260 230H255V232ZM222 232H224V229H223ZM262 232H264V231H262ZM112 233H110V234L113 237V234ZM206 233H208V232H206ZM242 233H246V231L245 232H242ZM67 235H68V237H67ZM105 235H107V234H105ZM105 235H103L102 237H100V239L101 238L103 239ZM221 236H223V233H222ZM224 236H225V234H224ZM241 236L239 235V240L241 239ZM244 236H245V234H244ZM112 237H110V238H112ZM229 237H230V235H229ZM253 237L254 236H252V238ZM225 238H226V236H225ZM244 238H243V241L245 240ZM56 241L58 243L61 242L62 243L61 246L66 247L68 251L66 250L64 252L63 249H62V247L56 246V243H54ZM222 241H223V239H222ZM235 241L236 240H234V242ZM85 242H87V241H85ZM225 242H227V241H225ZM241 242H242V240H241ZM106 243H107V240H106ZM119 243L121 244V246L122 245H125V244H122V242H119ZM217 243H216V245H218ZM244 243L241 246L246 249ZM120 244H118L119 245V248H120ZM205 244H209V243H204V245ZM228 244H230V243H228ZM235 244L236 243L230 244L231 245L230 247H232V245H233V247H235L234 246ZM118 245L116 247H118ZM216 245L214 244L215 247H216ZM219 245H221V244H219ZM174 246H177V245H174ZM201 246H203V244ZM236 246H237V244H236ZM247 246H249V245H247ZM104 247L105 246H103V248ZM137 247H139V246H137ZM126 248H128V245H127ZM171 248H173V247H171ZM208 248L209 247H207V249ZM255 248H257V247H255ZM255 248H253V249H255ZM70 249H71V251L69 253V250ZM120 249H122V248H120ZM120 249H119V251H120ZM149 249H150V246H149ZM202 249H203V247H202ZM236 249L242 250L241 247L240 248H236ZM236 249H233V250H236ZM108 250L109 249L107 248L106 252H108ZM117 250L118 249H116V251ZM124 250H123V252H124ZM215 250H216V248H215ZM238 250H236V251H238ZM100 251H102V250H100ZM125 251H128V250H125ZM213 251L214 250H212V252ZM151 252H153V251H151ZM204 252H206V251H204ZM224 252L226 254L227 249ZM224 252L222 251L223 254H224ZM235 252H233V253H235ZM246 252L247 251H245L244 253H246ZM68 253H69V256H68ZM227 253L229 254V251ZM248 253H249V251L247 252V254ZM250 253L253 254V252H251V251H250ZM21 254H22V256H24L23 259L19 258V256ZM106 254H108V253H106ZM120 254H121V252H120ZM127 254H128V252H127ZM172 254H173V257H176L177 256V255L176 256L174 255V252ZM110 255H113V253L110 254ZM200 255H202V254H200ZM212 255L215 256L216 253L215 254H212ZM218 255H220V254H218ZM235 255H236V253H235ZM237 255H238V253H237ZM67 256H68L69 260L68 261H65V263H64V260H65V258ZM123 257L124 256H122L121 259H123ZM224 257L228 258L227 256H224ZM239 257L242 259V255H240ZM258 257H261V256H258ZM171 258H172V256H171ZM171 258H169V259H171ZM196 258L197 259H201L200 256H199V258L198 257H196ZM212 258H210V259H212ZM240 258H238V260ZM243 258H247V257L245 256ZM118 259H120V257ZM210 259H208V262L209 261L210 262L211 261H214V260H210ZM241 259L239 261L243 262V259L242 260ZM247 259H248V264H250L249 263V259L250 258L248 257ZM247 259H244V261L247 262ZM102 260H99V261H102ZM112 260H114V259H112ZM181 260H183V259H181ZM202 260H204V259H202ZM233 260H235V259H233ZM253 260L255 262V259H253ZM260 260H261V258H260ZM115 261H117V260L115 259ZM175 261H177V260H175ZM199 261H201V260H199ZM225 261H226V259H225ZM225 261H223L222 264H226V263H224ZM118 262H121V261H118ZM140 262H141V260H140ZM140 262L138 261L136 263H140ZM159 262L161 263L162 261L160 260ZM208 262L207 263L205 262V263L206 264H209ZM214 262L216 263L217 260L214 261ZM214 262L212 264H215ZM109 263H107V264H109ZM203 263H204V261H203ZM231 263H232V261H231ZM251 263L253 264V261ZM257 263H259V262H257V260H256V262L254 264H257ZM86 264H89V262L87 261ZM134 264H135V262H134ZM200 264H201V262H200ZM233 264H235V262ZM260 264H262V263H260Z\"/></svg>","mask_w":264,"mask_h":264},{"label":"snow or ice","instance_id":"snow-or-ice-1","mask_svg":"<svg viewBox=\"0 0 264 264\" xmlns=\"http://www.w3.org/2000/svg\"><path fill=\"white\" fill-rule=\"evenodd\" d=\"M175 3H176V0H171V2L168 3V4L166 5V8H168V9H173V10H174V8H175ZM261 171H264V169H261ZM0 199H3V198L0 197Z\"/></svg>","mask_w":264,"mask_h":264}]
</instances>
